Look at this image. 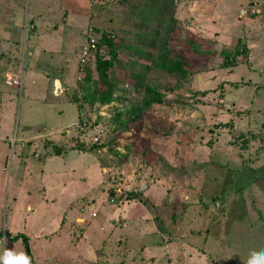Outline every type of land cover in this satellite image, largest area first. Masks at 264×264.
Masks as SVG:
<instances>
[{
    "label": "rangeland",
    "instance_id": "obj_1",
    "mask_svg": "<svg viewBox=\"0 0 264 264\" xmlns=\"http://www.w3.org/2000/svg\"><path fill=\"white\" fill-rule=\"evenodd\" d=\"M137 2L14 0L6 12L25 30L14 28L24 38L17 48L0 49V137L9 140H0V192L14 136L25 141L21 156H37L28 163L37 173L18 184L11 214L30 251L22 238L7 239L0 256L8 249L31 264H243L251 251H264V60L240 54L239 66L222 67L238 46H264V16L253 15L250 0H175L169 48L185 55L192 74L150 73L164 104L136 124L124 120L129 103L142 98L128 76V47L142 30L129 12ZM31 13L42 25L37 33L26 32ZM87 26L111 33L119 49L106 103L92 101L95 88L105 97L93 61L79 65ZM7 73L22 74L20 90L7 85ZM58 150L91 157L74 161L64 180L60 161L48 170L41 164ZM1 210L0 201V229L10 221ZM70 228L83 236L76 245L67 240Z\"/></svg>",
    "mask_w": 264,
    "mask_h": 264
},
{
    "label": "trees",
    "instance_id": "obj_2",
    "mask_svg": "<svg viewBox=\"0 0 264 264\" xmlns=\"http://www.w3.org/2000/svg\"><path fill=\"white\" fill-rule=\"evenodd\" d=\"M136 1L138 2L131 5L129 12L131 18H135L136 20H138L137 22H134V24H136V26L138 25V28L142 29V33L140 31L134 33L135 43L132 46L128 47L131 56L130 64L128 65V76L135 81V85L133 87L138 95H140L142 98L138 105L129 103V109L124 121L128 123L141 124V118L144 112L153 106L164 104L165 100V95L161 92L162 86L158 82H147L149 74L158 72L163 77L176 76L183 78L190 76L192 73L187 69L188 65L184 60L185 55L172 52V50L169 48V44L173 39L174 31L178 29L177 20L175 18V0ZM258 8L260 9V13H253V15L255 14L257 18L264 16V5L259 1H257V9ZM88 29L93 31L96 37V47L86 57L85 63L79 65L82 67L90 61H93L95 71L98 74V79L103 83L105 87V89L102 91L103 93H105V97L97 98L98 89L95 88L92 101H96V99H98L100 102L106 103L111 101L115 87V84H111L112 80L110 71H112V68H114L117 63H122L118 56L119 49L116 48V44L113 40V35L99 28H92L87 26L83 31L85 41L87 38ZM238 45H240L239 42ZM195 47L196 52H200L199 45ZM238 48L232 52H228L225 55V61L222 67H234L235 65L239 66L238 64H241L237 63L236 57L240 54L247 56L248 50L244 47L242 48V50H240L239 46ZM246 62L249 63V60H247ZM139 67H142L144 71L139 72ZM160 77H158V79ZM22 137L23 136L21 135L18 138L16 136L17 139H22ZM30 142L31 145H33L34 142L28 141V143ZM35 147L36 146H34V151L35 149H37V147ZM18 148L19 145L17 143V151L14 150L13 154L20 153L18 155L21 156V151L19 150H22V148ZM58 152L59 150L54 154H57ZM2 235L3 234L0 233V237ZM20 238H22L23 243L25 244L26 251L28 253L30 250L28 245V238L24 235H22ZM16 239H18V237Z\"/></svg>",
    "mask_w": 264,
    "mask_h": 264
},
{
    "label": "crops",
    "instance_id": "obj_3",
    "mask_svg": "<svg viewBox=\"0 0 264 264\" xmlns=\"http://www.w3.org/2000/svg\"><path fill=\"white\" fill-rule=\"evenodd\" d=\"M3 1H5V3H4L3 10L0 13L1 14L0 40L2 41V42H0V49H3V48H14L15 49V48H17L19 38H21V37H15L13 35L14 28L16 26H18L17 28H20V30L23 29V28L25 30V25H23L22 22L17 23V24L10 22L11 21L10 17H9L10 15L9 14L7 15L6 12H8V11L10 12L11 11L10 10V6H11V3L14 0H3ZM23 2H25V0H22V4H23ZM20 7L22 8L23 5H20ZM28 11H29V9H28ZM6 15H7V17H5ZM29 15L33 16V17H31L33 21L31 22L32 25H30V28L26 27V32L37 33L38 30L40 28H42L41 27L42 25L41 26L40 25H35V23H34L35 22V14L31 13ZM5 18H8V19L5 20ZM28 20H29V18L27 19V21ZM25 40H26V38H25ZM21 41H24V38H21ZM256 45L252 44V47H250V46L247 47L246 46L247 50H248L249 59L253 58V53H254V56L261 55L263 57L262 60H264V46L263 47L261 46L260 41L258 42V45L257 46ZM254 46H255V49L253 48ZM6 72H8V70ZM6 76H16V74L15 75H11L10 73H7L3 77H6ZM8 86H10V85H8ZM53 133H55V130L52 131V134ZM67 133L64 136H62V138H61V139H63V140H61L62 143H66L68 141L67 140V136H68ZM25 139H31V138H27L26 137ZM0 140H8V139H6L4 137H0ZM8 142H9V140H8ZM34 146H35L34 143H33L32 146H30L31 150L33 152H35L33 150ZM15 148H16L15 145H10L9 146V149H11V153L13 155V156L10 155L11 160L9 158V161H11V165H10L11 167L9 166V170L8 171L3 170V168L7 169L6 168V163H5L3 165V168H2V172L3 173H5V172H8V173L10 172V173L9 174L6 173V175H7V183L4 186V189H1V192H0V201L2 202L1 213L3 214L4 217H6L7 213H10V221H3V224H2L1 229H0V233L3 234V235L0 237V241L2 240L3 236L6 237L5 240L6 239L15 240L17 237L20 238L22 235L26 236L28 238V240H29V236H27V234L25 233L26 231H24V233H23V232L19 231L18 229H13V222L14 221H11V214H12V212H16L17 211L16 207L19 206L18 194L16 192L17 189H18V184L21 183L24 180L23 179L25 177L24 175L32 176L33 174L37 173V170H36L35 166L33 165V167H31L28 164V163H34V162H32V158L35 157V156H16V158H14L15 156H14L13 152H14ZM19 151H21V150H19ZM30 153H31V151H30ZM0 154H1V151H0ZM15 154H17V153H15ZM18 154H20V153H18ZM22 154H24V153H21V155ZM5 156L6 155H4V157ZM1 157L2 156H0V163L3 162L1 160ZM90 157L91 156H77L76 154H73V152H64L63 150H61L57 154H49L45 158L43 157V159L41 160V164H43V170L44 169L48 170V167L53 166V163H51L50 161H60L61 165L63 166V168H65V170H63L62 173L57 175V176L59 178H63L64 180H66L68 175L65 172H66V170H71L72 171L74 169V164H73L74 161L84 158L82 160H84V162H86L85 159H89ZM22 161H24V164L22 163ZM91 164L96 165L94 160H92L90 162V165ZM20 166H22V168ZM30 168L31 169H35V172L33 173V170H31ZM20 174L22 175V179H19V175ZM29 178L30 177H27V179H29ZM69 179H71V177ZM12 186L14 188L12 190V193L10 194L9 191H10ZM8 199H9V201H8ZM30 204H31V201L30 200H26V206H28L27 210H31ZM48 207H49L48 209H51L50 206H48ZM83 208H85V205H83ZM27 214H28V211H27ZM4 233H5V235H4ZM40 233H42V232H40ZM68 233H69V235H67V240L69 241V237H70V242L73 245H76L79 242V239L83 238V236L81 234L75 233L72 230V228L69 229ZM45 235H46L45 237H48V234H45ZM42 236H44V235H42ZM0 243H2V242H0ZM81 244H82V246H84V242H81ZM48 254H50V252Z\"/></svg>",
    "mask_w": 264,
    "mask_h": 264
},
{
    "label": "built area",
    "instance_id": "obj_4",
    "mask_svg": "<svg viewBox=\"0 0 264 264\" xmlns=\"http://www.w3.org/2000/svg\"><path fill=\"white\" fill-rule=\"evenodd\" d=\"M250 1L251 2L247 4L248 8H255V6L257 5V1L261 2V4L264 5V0H250ZM253 13L259 14L260 9L258 8V10H254ZM95 47H96V37H95L93 31L88 29V34H87V38L85 41V45H83L80 48V60H79L80 65L85 63L86 57L89 55V53L91 51H93L95 49ZM6 82L8 85H12V86H16V87L20 88L21 87V75L6 76ZM11 143H12V145H15V146L17 145V143L20 147L23 146L22 140L17 139L16 136H14L11 139ZM3 170H5V168ZM92 217H95V214H92ZM5 238L6 237L3 236V238L0 242H4Z\"/></svg>",
    "mask_w": 264,
    "mask_h": 264
},
{
    "label": "clouds",
    "instance_id": "obj_5",
    "mask_svg": "<svg viewBox=\"0 0 264 264\" xmlns=\"http://www.w3.org/2000/svg\"><path fill=\"white\" fill-rule=\"evenodd\" d=\"M21 86H22V83H21ZM20 89L21 87L19 88V90ZM21 140L22 142H25L23 141V139ZM16 148H17V145H16ZM19 148L21 147L19 146ZM5 171H8V169H5ZM0 264H31V259L27 256L26 253H23V252L15 253L12 250L6 249L4 252V255L0 256ZM243 264H264V251H259V252L251 251L249 253L248 259L245 262H243Z\"/></svg>",
    "mask_w": 264,
    "mask_h": 264
}]
</instances>
